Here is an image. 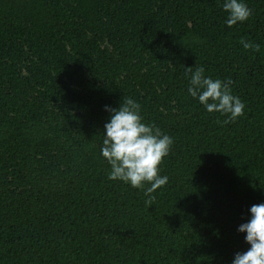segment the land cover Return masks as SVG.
Wrapping results in <instances>:
<instances>
[{
    "label": "trees",
    "instance_id": "trees-1",
    "mask_svg": "<svg viewBox=\"0 0 264 264\" xmlns=\"http://www.w3.org/2000/svg\"><path fill=\"white\" fill-rule=\"evenodd\" d=\"M243 2L251 16L228 27L224 0H0V264H232L251 247L264 0ZM201 65L233 81L235 122L188 93ZM125 97L174 139L150 206L101 154L105 106Z\"/></svg>",
    "mask_w": 264,
    "mask_h": 264
},
{
    "label": "clouds",
    "instance_id": "clouds-1",
    "mask_svg": "<svg viewBox=\"0 0 264 264\" xmlns=\"http://www.w3.org/2000/svg\"><path fill=\"white\" fill-rule=\"evenodd\" d=\"M223 9L228 13V27L246 21L252 14L243 0H224ZM240 43L245 49L260 50L259 44L243 37ZM204 72L202 65L195 70L185 68V75L189 78L188 93L198 98L209 113L219 112L227 117L218 123L235 122L245 114L246 105L232 94L230 85L233 81L206 77ZM105 107L111 115L104 125L101 154L111 166L108 179L121 180L144 190L145 203L150 206L155 200L152 194L168 183V177L160 175L159 166L169 155L174 139L162 133L159 127L145 123L141 105L130 97H125L118 108ZM145 185L149 186L145 188ZM250 213V220L239 225L238 231L246 233L245 241L251 247L237 252L232 264H264V203L253 204Z\"/></svg>",
    "mask_w": 264,
    "mask_h": 264
}]
</instances>
